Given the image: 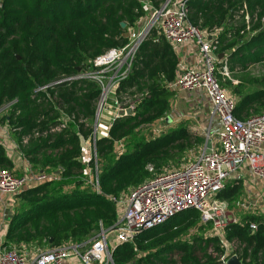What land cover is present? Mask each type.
I'll use <instances>...</instances> for the list:
<instances>
[{"label": "trees", "instance_id": "16d2710c", "mask_svg": "<svg viewBox=\"0 0 264 264\" xmlns=\"http://www.w3.org/2000/svg\"><path fill=\"white\" fill-rule=\"evenodd\" d=\"M161 1L150 0L156 6ZM187 6L189 21L200 30L224 27L215 38V52L222 54L215 76L236 96L234 115L244 119L264 112V72L251 71L264 65V0H189ZM145 15L138 0H0V108L9 104L0 120L33 168L54 166L59 177L17 195L4 246L86 241L93 229L115 223V200L150 176L147 165L159 172L193 143L204 142L191 127L179 126L115 153L118 141L163 118L176 92L167 87L177 74L176 50L151 29L115 88L117 104L126 108L135 102L133 112L113 119L108 134L94 140L100 191L84 183L82 139H92L100 88L72 76L107 49L125 44L127 30ZM11 167L0 142V168ZM240 190V180L230 181L217 197L229 203ZM198 219L197 210L187 209L139 232L133 242L114 247L113 263L224 264L218 236L194 233L183 239L190 228L201 232ZM250 222L257 224L255 232ZM225 238L235 243L232 254L241 264H264V214L243 213L239 223L226 227Z\"/></svg>", "mask_w": 264, "mask_h": 264}, {"label": "built area", "instance_id": "2783aa9c", "mask_svg": "<svg viewBox=\"0 0 264 264\" xmlns=\"http://www.w3.org/2000/svg\"><path fill=\"white\" fill-rule=\"evenodd\" d=\"M138 1L149 12L147 22L135 31H129L125 44L107 49L89 60L72 77L85 78L98 85L100 94L97 103L100 112L108 97L115 95V88L120 81L131 71L134 55L151 29L159 30L175 50L189 44L197 53L196 64L187 67L179 62L176 77L167 87L175 91H201L205 95L209 114L218 123L215 133L208 134L212 139L211 151L179 167L159 172L150 164L147 165V170L154 171L145 181L132 187L125 199H121L122 196L115 200L120 209L115 223L106 229L102 228L101 236L93 240L80 243L69 241L37 249H27L22 245L4 246L6 223L0 218V264H70L72 259H77L81 264H114L112 251L116 245L133 242L139 232L159 225L187 209L198 211L197 225L206 229L200 232L197 227L190 228L188 238L194 233L216 235L225 249V255L221 257L223 263L226 264V260L235 255L229 254L225 258L229 246L225 229L230 223H239L240 218L229 207V203L220 200L217 194L230 181L240 180L244 171L264 190V112L244 119L234 115L236 98L227 93L215 76V64L221 58L215 52L216 35L200 30L189 21V0H163L157 6L150 0ZM115 105L112 120L126 115L120 113L125 109L117 101ZM31 167L26 160L23 174L18 172L22 169L14 166L0 168L1 212L13 209L14 199L9 197L59 178L58 171L48 176L43 170L33 171ZM83 173L85 185L99 192L97 162ZM242 208H245L244 203L241 204V211L244 210ZM248 228L255 232L257 224L250 222Z\"/></svg>", "mask_w": 264, "mask_h": 264}, {"label": "rangeland", "instance_id": "374dc122", "mask_svg": "<svg viewBox=\"0 0 264 264\" xmlns=\"http://www.w3.org/2000/svg\"><path fill=\"white\" fill-rule=\"evenodd\" d=\"M148 16H149V12L146 11V15L142 18H140L136 25L130 29L127 30L126 32V36L130 33L129 31H135L139 26L144 25L147 20H148ZM223 28L217 29L213 32V35H218ZM85 69H88V66L85 67ZM85 70V71H86ZM251 71L255 74H259L264 72V65H259V66H255L254 68L251 69ZM236 81H233V84H236ZM225 89L227 91V93L233 97L236 98V96L234 94L231 93V88L228 86H225ZM202 95V94H201ZM201 97L198 96L197 91L195 92H186V91H182V90H176L174 96H172V98L169 101V109L166 113V115L159 119L154 121L153 123L150 124H146L141 126L139 129H136L134 134L130 137H128L125 140L122 141H118L115 145V153H120V152H124L126 150H132L134 147H136L140 142L145 141L147 139H150L152 137L158 136L164 132H166L169 129L175 128V127H179V126H188L191 127L195 132H197L200 136H202L203 139V143H193V148H189L184 154L183 156L178 159L175 160L173 162H169L166 163L162 166L161 170L167 169V168H173V167H179L189 161H192L196 158H198L202 152H203V147H204V143L205 140L208 136V134L210 135V123H211V116L208 112L207 109V105L206 103H203L202 105V109H199L198 106L194 105V103L196 104V101H199ZM98 102V101H97ZM131 106L130 107H122L123 109H127V108H132L131 112H133L134 108H135V102H130ZM201 106V105H200ZM7 105L4 106V111L0 114H6L7 113ZM98 108L99 105L98 103L96 104V112L94 115V119H93V135H92V139H87V140H83L82 139V148H83V154H82V162L84 164V171L88 172L89 169H91L94 164L95 161L97 162L98 168L100 169V162L98 160L97 154L95 152V147H94V140L96 138V127L97 124L101 123V121H105V119L102 117L99 121V113L98 112ZM3 117V116H1ZM210 130V131H209ZM152 166V165H151ZM153 167V166H152ZM56 167L54 166H50L48 169H46V171H44L48 176H52L53 172L57 171L55 170ZM31 170H39L38 168H33L31 167ZM155 170V169H154ZM152 170V171H154ZM83 171V172H84ZM152 171L147 170L148 175H150V173ZM19 174H23V170H19L18 171ZM248 176V175H247ZM251 177V176H248ZM241 181V190L240 192L233 197L232 199L229 200V207L231 208H238L239 205L241 204V199H250L253 195L251 191H248V186L246 185V183H250L251 181H253V183H255V185L257 186V189H259V186L257 184V182L252 178V180L248 181L247 179H240ZM65 188H63L64 190ZM261 189H259L260 192ZM125 195H123V197L121 199H125ZM118 198V199H120ZM8 199H14L13 201V206L17 205V196L14 197H9ZM119 205V204H118ZM12 206V207H13ZM121 208V206H120ZM13 210V209H12ZM120 211V209L118 210L117 207V212ZM237 215L241 217L242 212L239 211L237 212ZM102 228L101 226H98L97 228L93 229L91 231V233L87 236L86 240H93L96 239L97 237L101 236V232H102ZM106 229V228H104ZM206 229H202L201 232H205ZM105 232V231H104ZM187 236H183V239H187ZM69 241H73V240H69ZM228 242V248H227V255H232L233 253V249L235 247V243L234 242ZM17 245H22L24 247H26L27 249H34V248H48L47 244L43 245L42 247H40L39 245H35V244H31V243H20V244H14V246ZM241 264V262H240Z\"/></svg>", "mask_w": 264, "mask_h": 264}, {"label": "crops", "instance_id": "0c3cea01", "mask_svg": "<svg viewBox=\"0 0 264 264\" xmlns=\"http://www.w3.org/2000/svg\"><path fill=\"white\" fill-rule=\"evenodd\" d=\"M176 55L178 57V61L182 63L183 65L187 67H192L196 64V59H197V53L195 50L189 45L185 44L182 47L176 49ZM198 96L201 97L199 101H196V104L194 105L198 106L199 109H202L201 107L203 106V103H206L207 109L209 112L208 104L205 95L201 91H197ZM202 94V95H201ZM116 98L115 95H110L108 99L106 100L105 104L101 107L100 113H99V121L103 117L105 121H101V123L97 124L96 127V137H103L108 134V128L111 124L112 117L114 114V111L116 110ZM201 105V106H200ZM5 106V105H4ZM4 106L0 108V113L4 111ZM9 104H7V107ZM6 107V108H7ZM8 110V108H7ZM5 115V114H3ZM0 114V119L1 116ZM211 116V115H210ZM218 128V123L215 119L211 118V123H210V133H215L216 129ZM0 142L5 146L6 153L8 156L12 159L13 161V166L16 167L17 169H22L24 168V164L26 160L23 158V156L19 153L16 142L14 141V138L12 137V133L9 129V126L6 121H1L0 120ZM250 174L247 171L243 172L242 178L247 179L248 181L252 180ZM257 182V181H256ZM259 189H257V186L253 181L250 183H246L248 186V191H251L253 195L250 199H241V204L244 203L245 208H242L244 210L241 211V204L239 205L238 208H231L235 214L237 212L241 211L243 213H255V214H264V190L259 185L257 182ZM12 213V210L8 209L0 211V218L4 223H6V227L4 228V231L6 232L7 229V223H8V218L9 213ZM10 213V214H11ZM239 218H241L239 216ZM5 225V224H4ZM70 264H81L77 259H72L70 261Z\"/></svg>", "mask_w": 264, "mask_h": 264}, {"label": "water", "instance_id": "95a60500", "mask_svg": "<svg viewBox=\"0 0 264 264\" xmlns=\"http://www.w3.org/2000/svg\"><path fill=\"white\" fill-rule=\"evenodd\" d=\"M121 26L124 27L125 23L122 22ZM219 57H222V54H220ZM64 80L65 79L59 80L56 83H59V82L64 81ZM131 110H132L131 108H127L125 110H121L120 113L121 114H123V113L124 114H130ZM211 146H212V139L210 137H207L205 140V143H204V147H203V152H202L203 156H206L211 151ZM11 216L12 215L9 213V217H11ZM226 264H240V261L238 260L236 255H232L231 257H229L226 260Z\"/></svg>", "mask_w": 264, "mask_h": 264}]
</instances>
